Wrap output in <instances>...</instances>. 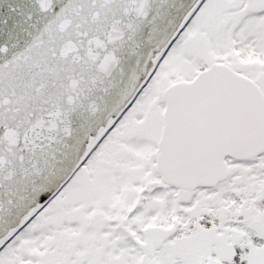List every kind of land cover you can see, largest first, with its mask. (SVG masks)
<instances>
[{
	"label": "snow or ice",
	"instance_id": "6c2138e0",
	"mask_svg": "<svg viewBox=\"0 0 264 264\" xmlns=\"http://www.w3.org/2000/svg\"><path fill=\"white\" fill-rule=\"evenodd\" d=\"M0 264H264V0H0Z\"/></svg>",
	"mask_w": 264,
	"mask_h": 264
}]
</instances>
